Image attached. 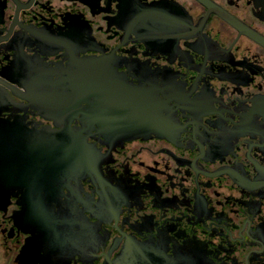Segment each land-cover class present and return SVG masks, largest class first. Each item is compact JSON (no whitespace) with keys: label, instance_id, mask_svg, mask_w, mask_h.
Returning <instances> with one entry per match:
<instances>
[{"label":"flooded vegetation","instance_id":"1","mask_svg":"<svg viewBox=\"0 0 264 264\" xmlns=\"http://www.w3.org/2000/svg\"><path fill=\"white\" fill-rule=\"evenodd\" d=\"M0 264H264V0H0Z\"/></svg>","mask_w":264,"mask_h":264}]
</instances>
